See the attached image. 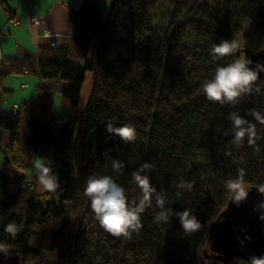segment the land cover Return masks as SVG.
<instances>
[{
	"label": "trees",
	"instance_id": "obj_1",
	"mask_svg": "<svg viewBox=\"0 0 264 264\" xmlns=\"http://www.w3.org/2000/svg\"><path fill=\"white\" fill-rule=\"evenodd\" d=\"M100 2L65 3L69 35L43 36L49 39L36 53L0 55L2 92L10 89L3 84L9 75L39 80L38 97L0 113L4 165L27 171L10 189L11 177L0 168V244L16 251L20 264H223L203 252L210 253L208 225L232 194L227 182L242 168L247 188H264V124L251 114L264 115V71L251 94L230 103L209 100L202 85L218 65L239 59L237 50L213 60L214 44L236 40L245 26L264 36V0H111L105 9ZM158 2L170 7L163 29L155 26ZM0 10L14 19L6 0ZM34 18L37 27L42 19ZM87 75L90 92L79 109ZM233 113L255 125V144L233 142ZM109 124L133 126L135 140L107 132ZM40 160L50 161L58 177L54 193L37 191L33 166ZM113 160L124 165L122 174ZM145 162L152 165L143 173L156 189L152 202L138 231L114 236L96 219L84 194L86 179L111 176L132 205L142 193L131 174ZM181 182L191 188H178ZM157 194L165 208L190 209L201 227L185 232L175 215L157 221ZM9 223L23 226L14 238L5 231Z\"/></svg>",
	"mask_w": 264,
	"mask_h": 264
},
{
	"label": "clouds",
	"instance_id": "obj_2",
	"mask_svg": "<svg viewBox=\"0 0 264 264\" xmlns=\"http://www.w3.org/2000/svg\"><path fill=\"white\" fill-rule=\"evenodd\" d=\"M238 48L239 44L236 40L222 39L218 44L212 46V59L217 60L232 55ZM250 63L251 61L249 60L236 59L225 66L218 65L214 76L203 82L202 89L206 97L211 101L223 104L234 102L241 95L251 94L258 76L257 72L249 67ZM255 90L259 92V86ZM251 114L256 120L264 124V115L255 110H251ZM230 120L232 122L234 143L242 144L244 139L247 138L249 145L255 144V125L236 113L230 115ZM105 130L119 136L125 142H131L136 137L134 127L129 124L122 127H113L109 124ZM50 165V161L47 163L43 160L38 161L36 164L37 177L44 190L54 192L59 187V183L58 177L53 174ZM112 167L115 171L122 174L124 165L120 161L113 160ZM151 168L152 165L145 162L137 171L131 174L133 181L142 193L139 201L134 202L132 205L128 202L125 188L113 180L111 176H89L86 179L84 194L90 199L91 208L96 215V219L107 232L117 237H129L132 232L139 230L141 227V213L151 204L153 194L156 192V189L150 183L149 177L143 174ZM244 176V169H238L237 178L234 180L230 179L226 185L227 189L233 193V199L236 202L243 200L247 196V191L244 188ZM177 187L191 188V184L186 185L181 182ZM260 191L264 192V188H261ZM155 199L156 205L161 209L155 216L157 221L167 222L170 216L175 215L185 232L191 233L201 227L190 209L174 212L171 208L164 207L165 200L161 194H157ZM260 207L264 208V202L261 203ZM22 227V225L9 223L5 231L14 238L22 230ZM4 250V245L0 244V251ZM250 264H264V257H253Z\"/></svg>",
	"mask_w": 264,
	"mask_h": 264
},
{
	"label": "water",
	"instance_id": "obj_3",
	"mask_svg": "<svg viewBox=\"0 0 264 264\" xmlns=\"http://www.w3.org/2000/svg\"><path fill=\"white\" fill-rule=\"evenodd\" d=\"M247 53V60L251 61L249 67L257 72L258 78L264 71V50L255 54ZM257 78V79H258ZM247 196L236 202L233 193L227 202L226 208L219 216L209 223L208 250L203 256L223 264H230L233 259L248 261L250 258L264 257V194L255 186L246 189ZM0 251V264H20L17 252L9 247Z\"/></svg>",
	"mask_w": 264,
	"mask_h": 264
},
{
	"label": "crops",
	"instance_id": "obj_4",
	"mask_svg": "<svg viewBox=\"0 0 264 264\" xmlns=\"http://www.w3.org/2000/svg\"><path fill=\"white\" fill-rule=\"evenodd\" d=\"M80 1L81 0H6L7 7L14 12V19L9 20L0 10V55L17 56L27 53H36L38 44L44 43L49 39L43 38V36L51 35L52 37H57L59 35H69L71 27L68 23L67 6L72 5L77 8ZM110 1L111 0H101L100 3L102 8L105 9ZM65 3L68 5L66 6ZM30 17H40L42 22L35 27L31 24ZM17 78L25 79L28 77L19 76ZM19 85L21 90L29 88L26 83L21 82ZM22 85L27 86L23 88ZM53 87L55 90L60 91V88L56 86ZM10 89L7 90L5 94L14 93V91ZM22 98L30 100L36 97L33 94L29 98L28 96L25 98L22 96ZM17 103L16 101L15 104ZM4 104L5 101L3 106ZM11 108V106H8V108L4 107L5 110L2 111L7 113ZM3 146L5 147V144ZM1 149L2 147H0V151ZM24 172L26 174L27 171H23V174Z\"/></svg>",
	"mask_w": 264,
	"mask_h": 264
},
{
	"label": "rangeland",
	"instance_id": "obj_5",
	"mask_svg": "<svg viewBox=\"0 0 264 264\" xmlns=\"http://www.w3.org/2000/svg\"><path fill=\"white\" fill-rule=\"evenodd\" d=\"M170 7L162 2H158L156 5V9H155V26L156 27H161V29L165 28L167 26V17H168V13L170 12ZM236 41L239 44V48L237 49L238 51H240L239 53V59H244L247 60V53H245V50L248 51V53L251 54H255V52L259 51V50H264V36L258 35L255 32L253 33L252 30L249 28V26H245L244 27V32L236 39ZM94 45L92 44L90 49H89V55L93 54L94 51ZM22 76V75H9L7 76V78L4 81V87H8L11 88L14 93L11 94H5V92H2V90L0 89V113H4L2 110H5V108H8V106L13 107V104H15V102L17 101L19 104L23 98L22 96L25 98L26 96L31 97L33 94L35 95V97H38V93H37V83H39L38 79H33V78H25V79H18L17 77ZM22 83H26L28 84L27 89H20V85ZM91 75H87L85 77V82L83 84V88H82V92H81V96H80V106L79 109L84 108V105L86 104V100L88 98L89 95V90H90V86H91ZM55 100L58 103V105L56 106L55 109H59L61 107V103H60V96L59 95H55ZM5 101V104L3 106V103ZM20 133L23 136H27L29 134V130L28 128L25 126V124L23 122L20 123ZM2 142V139H0V143ZM2 144V145H1ZM0 144V147H2L1 150H4V144L5 142L3 141V143ZM38 162V161H37ZM37 162L34 163L33 169L37 170L36 168V164ZM0 168L6 172H8V174L11 177V181L9 184V188L12 189L14 186H16L17 180L20 179V177H22L23 174H20L22 172H18V170L14 169V168H8L4 165V162L2 160V151H0ZM28 172L30 174H32L35 171H30L28 170ZM25 173V172H24ZM36 173V172H35ZM40 184V183H39ZM244 188L247 189V186L244 185ZM37 191H41V192H45L46 190H44L42 188L41 185L37 186ZM55 192V191H54ZM52 192V193H54Z\"/></svg>",
	"mask_w": 264,
	"mask_h": 264
},
{
	"label": "built area",
	"instance_id": "obj_6",
	"mask_svg": "<svg viewBox=\"0 0 264 264\" xmlns=\"http://www.w3.org/2000/svg\"><path fill=\"white\" fill-rule=\"evenodd\" d=\"M31 22L37 24L38 20L34 17H31ZM23 88H26V85H22Z\"/></svg>",
	"mask_w": 264,
	"mask_h": 264
}]
</instances>
